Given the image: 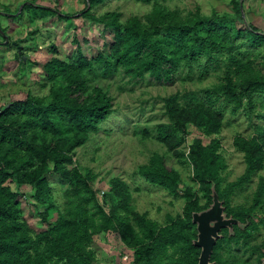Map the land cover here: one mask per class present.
Here are the masks:
<instances>
[{
	"label": "trees",
	"instance_id": "trees-1",
	"mask_svg": "<svg viewBox=\"0 0 264 264\" xmlns=\"http://www.w3.org/2000/svg\"><path fill=\"white\" fill-rule=\"evenodd\" d=\"M95 1L88 0L79 14L114 29L110 59L99 53L89 60L79 48L74 61L53 57L43 64L48 94L27 93L25 99L9 103L0 113V264H93L95 237L110 231L132 251L133 264H197L200 248L193 245L197 231L191 217L193 212L209 207L212 189L222 202L225 216L238 223L231 231L221 229L210 262L249 264L233 255L230 247L232 242L244 241L264 228V213L254 217L264 207V175L259 176L248 206L232 207L230 200L236 189L264 167V125L256 124L250 136L234 134L232 145L243 155L244 170L222 185L226 161L218 135L224 114L200 100L195 90H178L165 97L168 121L156 124V140L168 153L187 159L198 187L195 190L185 185L180 190L179 172L168 168L159 152L148 155L137 167V174L184 200L181 213L166 215L163 224L137 211L128 186L119 178H112L108 191L100 197L91 184L96 175L90 170L81 172L74 157L76 149L100 131L113 111V97L107 87L88 83L87 71L95 63H102L106 70L121 69L130 79L147 74L158 81H169L172 74L183 70L189 73L198 69L200 79L213 71L216 81L203 92L221 98L231 115L245 109L263 120L264 32L245 18V0H230L231 13L210 14L170 7L174 0H134L151 8L142 19L133 15L125 20L116 11L94 15L91 9ZM24 7L39 10L34 14L40 17H70L47 6L26 3ZM20 61L25 65L22 56ZM189 126L209 142L204 144L194 137L187 151L182 149L191 133ZM50 173L67 181L61 206L51 194ZM25 185L30 191L21 193ZM28 202L41 209L37 211L42 224L39 231L24 218ZM259 249L263 250L260 264L264 245Z\"/></svg>",
	"mask_w": 264,
	"mask_h": 264
},
{
	"label": "rangeland",
	"instance_id": "rangeland-1",
	"mask_svg": "<svg viewBox=\"0 0 264 264\" xmlns=\"http://www.w3.org/2000/svg\"><path fill=\"white\" fill-rule=\"evenodd\" d=\"M87 2L88 0H0V28L8 39L5 43V37L0 34V108L13 101L25 99L27 93L48 94L49 83L45 78L43 64L53 57L68 62L74 61L79 48L81 54L89 60L95 59L99 53L110 59L114 29L81 16L79 12ZM26 3L54 8L70 17H40L34 14L39 10L24 7ZM169 6L185 10L198 9L206 14L213 11L233 12L230 0H174ZM150 8V4L134 0H96L91 13L99 16L108 11H116L120 13L121 20L133 15L142 19ZM262 10L260 16H253L251 8L249 18L246 16V10L244 16L264 32V8ZM13 42L15 44H12ZM18 46L21 47L20 50ZM21 56L25 65L20 63ZM87 77L89 84L107 87L113 97V111L102 124L100 131L91 134L86 143L76 149L74 159L77 167L83 173L90 170L96 175L91 184L100 197L101 191H108L109 181L119 178L128 186L132 204L137 211L146 212L148 217L160 224L165 222L166 215L175 216L181 213L184 200L150 185L137 174V167L147 161L152 151L162 154L166 166L179 172L182 179L180 190L185 185L195 190L198 187L187 159L168 153L156 140V124L168 121L163 103L165 97L178 90H195L200 100L224 114L223 127L218 135L226 161V168L222 172V185L235 180L244 170L243 155L234 150L232 145L234 134L239 132L243 136H250L256 124L264 125V119H257L254 112L251 114L245 109L236 115L229 114L228 110L223 108L221 98L202 91L204 87L216 81L213 71L200 79L198 69L189 73L183 70L172 74L169 81H158L147 74L141 79H130L121 69L106 70L102 63H95L94 68L87 71ZM258 109L260 108L256 110ZM188 129L191 133L181 145L185 151L194 137H199L204 144L209 142V138L194 127L189 126ZM260 175H264V167L246 185L231 194L232 207L250 204ZM48 181L55 203L61 206L67 181L55 173L48 175ZM6 183L14 189L10 180ZM29 191V186L21 187V193ZM21 201H24L22 197ZM201 201H204V198H201ZM25 211L24 218L31 228L35 231L41 230L42 224L37 212L41 209L38 210L34 202H28ZM262 213L264 207L256 211L254 217L261 216ZM262 245L264 228L254 232L250 238H244V241L242 238L238 243L232 242L230 252L241 261L259 264V254L260 251L263 252L259 247ZM255 247L258 248L252 249ZM92 248L96 253V261L93 264H133L132 251L122 244L115 232H101L95 237ZM225 252L222 248L221 253Z\"/></svg>",
	"mask_w": 264,
	"mask_h": 264
},
{
	"label": "water",
	"instance_id": "water-1",
	"mask_svg": "<svg viewBox=\"0 0 264 264\" xmlns=\"http://www.w3.org/2000/svg\"><path fill=\"white\" fill-rule=\"evenodd\" d=\"M241 13L243 15L242 10ZM0 33L5 37L4 42L7 43L8 39L4 32L1 31ZM18 49L20 50L21 47L18 46ZM9 106V104L3 106L0 113ZM191 221L196 225L197 231L193 245L200 248L197 264H215L213 261L210 262V256L216 240L220 237L221 229L227 228L231 231L233 224L238 223V221L225 216L222 202L218 199L214 189H212V202L209 207L199 212H193ZM260 264H264V256L261 258Z\"/></svg>",
	"mask_w": 264,
	"mask_h": 264
},
{
	"label": "crops",
	"instance_id": "crops-1",
	"mask_svg": "<svg viewBox=\"0 0 264 264\" xmlns=\"http://www.w3.org/2000/svg\"><path fill=\"white\" fill-rule=\"evenodd\" d=\"M244 6H245V10H246V16H248V18H249L251 8L253 10V13L251 12L253 14V16H255V15L260 16V13L263 12L262 9L264 8V0H245ZM250 6H251V8H250Z\"/></svg>",
	"mask_w": 264,
	"mask_h": 264
},
{
	"label": "built area",
	"instance_id": "built-area-1",
	"mask_svg": "<svg viewBox=\"0 0 264 264\" xmlns=\"http://www.w3.org/2000/svg\"><path fill=\"white\" fill-rule=\"evenodd\" d=\"M100 193H101V195H102L104 192H103V191H101Z\"/></svg>",
	"mask_w": 264,
	"mask_h": 264
}]
</instances>
